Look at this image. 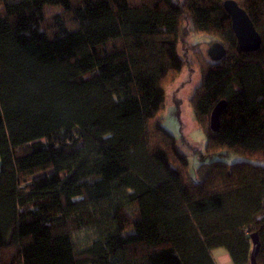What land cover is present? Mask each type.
I'll return each mask as SVG.
<instances>
[{
    "label": "trees",
    "instance_id": "obj_1",
    "mask_svg": "<svg viewBox=\"0 0 264 264\" xmlns=\"http://www.w3.org/2000/svg\"><path fill=\"white\" fill-rule=\"evenodd\" d=\"M224 1L0 0V264H251L254 234L264 264V0L250 52ZM190 33L226 49L195 52L194 175L162 117Z\"/></svg>",
    "mask_w": 264,
    "mask_h": 264
},
{
    "label": "rangeland",
    "instance_id": "obj_2",
    "mask_svg": "<svg viewBox=\"0 0 264 264\" xmlns=\"http://www.w3.org/2000/svg\"><path fill=\"white\" fill-rule=\"evenodd\" d=\"M209 36L190 33L179 45V52L187 61L177 78L166 86V106L162 114L164 126L176 137L179 148L188 156L190 172L194 175L202 162L206 144V136L200 127L193 111L191 98L201 82V72L195 52L201 51L209 55ZM66 133L59 131L54 137H62ZM243 159L240 155L231 154L228 161ZM88 233L80 232L75 239L78 246L86 243Z\"/></svg>",
    "mask_w": 264,
    "mask_h": 264
},
{
    "label": "water",
    "instance_id": "obj_3",
    "mask_svg": "<svg viewBox=\"0 0 264 264\" xmlns=\"http://www.w3.org/2000/svg\"><path fill=\"white\" fill-rule=\"evenodd\" d=\"M224 7L232 19L233 30L238 39L240 48L243 51H256L260 48L262 37L257 31L247 11L243 9L236 0H225ZM226 55L225 47L220 43L210 46L209 56L214 59H221ZM226 106V101H220L211 114V128L217 131L220 124V114ZM254 251L251 257V264H256L255 255L259 249L260 241L257 234L253 235Z\"/></svg>",
    "mask_w": 264,
    "mask_h": 264
},
{
    "label": "crops",
    "instance_id": "obj_4",
    "mask_svg": "<svg viewBox=\"0 0 264 264\" xmlns=\"http://www.w3.org/2000/svg\"><path fill=\"white\" fill-rule=\"evenodd\" d=\"M213 257L217 264H234L230 253L223 247L215 248L213 250Z\"/></svg>",
    "mask_w": 264,
    "mask_h": 264
}]
</instances>
